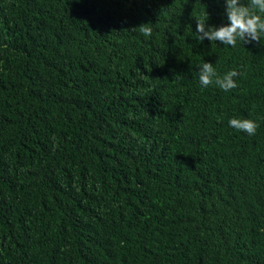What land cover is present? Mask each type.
<instances>
[{"label": "trees", "instance_id": "16d2710c", "mask_svg": "<svg viewBox=\"0 0 264 264\" xmlns=\"http://www.w3.org/2000/svg\"><path fill=\"white\" fill-rule=\"evenodd\" d=\"M225 7L0 0V264H264V37L197 41Z\"/></svg>", "mask_w": 264, "mask_h": 264}, {"label": "clouds", "instance_id": "9594fccd", "mask_svg": "<svg viewBox=\"0 0 264 264\" xmlns=\"http://www.w3.org/2000/svg\"><path fill=\"white\" fill-rule=\"evenodd\" d=\"M225 13L228 23L219 27L206 24L207 14L204 19L196 20V39L209 42L219 41L221 44L235 48L237 41L243 44L261 41L264 37V0H248L245 6L240 0H224ZM150 23H143L132 30H138L145 37L152 35ZM198 80L203 88L215 85L224 92H229L238 87L236 77L241 75L233 69L222 76L217 73L213 64L203 62L197 66ZM228 125L237 131L249 136L255 135L258 124L251 119H229Z\"/></svg>", "mask_w": 264, "mask_h": 264}]
</instances>
